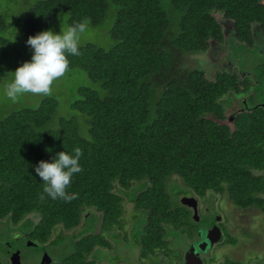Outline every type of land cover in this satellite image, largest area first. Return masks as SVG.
Listing matches in <instances>:
<instances>
[{
    "label": "trees",
    "instance_id": "1",
    "mask_svg": "<svg viewBox=\"0 0 264 264\" xmlns=\"http://www.w3.org/2000/svg\"><path fill=\"white\" fill-rule=\"evenodd\" d=\"M60 12L68 13L67 26L86 20L98 28L111 16L106 32L114 44L84 42L79 56L67 57L68 71L83 77L70 102L82 122L58 117L51 96L0 118V218L21 226L38 219L29 233L36 242L60 226L53 243L73 244L60 264H94L86 257L112 247L108 237L119 235L126 202L135 211L131 225L141 217L143 259L165 251L168 234L191 232L190 211L177 198L182 187L264 208V99L248 105L239 98L250 90L247 77L218 70L210 79L188 59L223 45L225 28L264 53V0H36L26 34L55 30ZM6 28L0 11V47ZM74 147L82 170L66 191L76 198L51 199L32 166ZM81 222L79 234L64 233Z\"/></svg>",
    "mask_w": 264,
    "mask_h": 264
},
{
    "label": "rangeland",
    "instance_id": "2",
    "mask_svg": "<svg viewBox=\"0 0 264 264\" xmlns=\"http://www.w3.org/2000/svg\"><path fill=\"white\" fill-rule=\"evenodd\" d=\"M36 0H0V11L5 14L6 19V32H4V36L8 38V43L4 47H0V58L2 60V75L0 76V118L13 111L15 109L29 106L36 107L41 98L45 96L33 95V94H24L22 97L18 99L17 102L12 103L6 97L3 96V89L11 81L12 71L15 68L24 62L25 60H29L31 56V49L25 43L27 37L29 35L26 34L24 24L25 18L27 16L28 8L32 6V4ZM110 15V14H109ZM68 13L60 12L58 14L57 25L54 26V32H59L60 29H64L67 27L66 19ZM219 18V15H216ZM112 17L104 20L105 24L101 27H93L89 26L87 31L83 34L81 38V43L84 42H92L98 46H101L105 49L111 47L114 44V40H112L106 30H109ZM221 20V19H220ZM214 50L209 48V52L207 53H197L188 56L189 65L192 67L200 68L205 71V74L208 78L212 79L214 74L218 70H228L235 71L239 74V76L247 77L248 84H252L250 90L245 95L246 103L251 105L252 101L260 102L264 99V53L258 50L259 47L255 46L253 48H248L247 45L243 43H239L233 37V34L229 31V29L225 28V39L223 45H213ZM212 47V48H213ZM78 69L67 71L65 75L58 80L53 82L52 91L48 96L54 97L57 100V114L58 117H72L76 116L80 122L83 121V117L74 109L70 107V102L75 97L76 88L83 83V77L78 74ZM213 75V76H212ZM252 81V82H251ZM252 94H255L254 96ZM239 98H244V94L240 95ZM252 97V98H250ZM256 97V98H255ZM238 98H230L227 101L228 108H234L237 104ZM259 99V100H257ZM264 104V100H262ZM240 106V102L239 105ZM173 179V178H172ZM178 186L181 185V180L176 179ZM172 181V180H171ZM179 198V196L177 197ZM226 196L219 202L218 205L210 203L207 206L209 209L202 212L201 220L204 226L207 223H210L212 220L211 211L212 209L220 207L222 210L223 206L226 202ZM225 200V201H224ZM228 200V199H227ZM230 210L233 206L227 203ZM125 213H124V224L123 231H128L126 237L123 236H115L113 238L112 247L109 249L95 251L92 255L96 258L97 261H103L109 264H161V261L156 259V255L149 258H139V245L137 244L138 234L137 231H141L140 222L141 217L138 215L135 218L134 225L131 227V217L130 214L134 211L133 205L130 202H126L125 205ZM218 210V209H215ZM225 214H228V218L230 215V211L226 208L222 210ZM92 212L91 209H87L83 213V217L88 213ZM257 211L252 210L249 214V218L253 220L255 223L256 220L260 219L261 215L256 217ZM256 217V218H254ZM235 219H241L240 210L238 213L235 212ZM216 219V218H215ZM32 225L36 222L35 218H31ZM28 222L25 225H0V260L2 263L7 261V256L5 249L7 246L2 243L5 241L9 243L12 248L17 247V249L21 250V254H19L20 258L18 259V264H39V259L41 256V246L34 247L33 245L25 241L22 237L26 231H29L31 228V224ZM125 222V223H124ZM82 222L79 226L76 227L75 231H72L74 234H79V229L82 228ZM131 227V228H130ZM130 228V229H129ZM99 229H97L98 231ZM264 231V230H263ZM121 235H124V232L121 231ZM264 235V233H263ZM240 236V234H238ZM140 237V235H139ZM181 236L179 235H171V242L168 245V248L171 249V254L177 253V250L181 248ZM238 242V241H237ZM244 242L237 243L236 249L240 252H244V256L249 254H254L256 250L248 246L245 249ZM72 239L66 238L58 244H51L46 246V251L55 259L61 260L65 255L71 252L72 249ZM180 246V247H179ZM264 250V247L262 248ZM227 251L228 254L234 252V247L228 246L223 248L222 250H216V254L223 253ZM246 252V253H245ZM160 258L166 259V255L159 254ZM153 258V259H152ZM181 256H179V259ZM137 259V262H136ZM150 259V261H148ZM118 261V262H117Z\"/></svg>",
    "mask_w": 264,
    "mask_h": 264
},
{
    "label": "flooded vegetation",
    "instance_id": "3",
    "mask_svg": "<svg viewBox=\"0 0 264 264\" xmlns=\"http://www.w3.org/2000/svg\"><path fill=\"white\" fill-rule=\"evenodd\" d=\"M246 94L247 92L244 93L243 102H245ZM182 189L185 190L184 187H182ZM183 190L179 193L178 200L180 202H183L181 205L185 206L190 211L191 219L194 222L193 226L191 227V232L188 233V231L190 230L189 229L182 235H179L181 236L180 246H182L179 250H177V253L172 252L171 254V249L167 246V249L165 251L158 248L155 249L154 255H150L148 256V258L156 255L155 258L157 260L159 259L161 261V264H264V250L262 249L264 247V208H257L255 206L241 208L239 206L233 205L226 199V206L224 205L223 209L226 208L228 211H230L229 218L228 214H225L222 211L223 209L220 210L221 208L218 207L215 208L218 210H210L212 221L204 226L203 224H201L202 221H200V216L202 212L205 211V207L206 210H208L209 208L207 206H209L210 203L218 205L225 196L212 191L206 192L204 195H198L193 191ZM227 203L233 206L231 210L229 207H227ZM239 210L241 213L240 220L234 218L235 212L238 213ZM252 210L257 211L256 217L261 215L260 219H254L256 220L255 223L252 219L249 218ZM37 221L38 219H36V222ZM6 224L15 226L12 222H9L7 218H0V225ZM32 227L33 225L31 226V228H29V231H26L24 233L22 239L24 238L25 241H28L31 246L33 245L34 247H37L38 245L42 247L39 264H60L62 260L53 258L45 250L46 246H49L51 244H58L53 243L55 237L53 235H56L57 232H60V226L52 230V235L46 241L38 242L32 240L29 237V233L32 230ZM123 228L124 225L121 229H116L119 237H126V235L128 234L129 230L123 231ZM121 231L124 232V235H121ZM64 233L69 236L72 235L71 230H67ZM238 234H240V236H238ZM171 235L173 236L176 234H168V236L165 238L167 240V245H169L171 242ZM108 239L112 244L113 239H111L110 237H108ZM239 242H244V244H246L245 249L250 246L251 248H254L256 252L254 254H247L244 256V252H240L238 249H236V247H238L237 243ZM2 243L7 246V249H5L4 251L6 252L7 261L5 263H2V261L0 260V264H18V259L21 256H19V254H21V250L17 249V247L12 248V246L5 241H2ZM228 246L234 247L233 253L231 252L230 254H228L227 251H224L220 254L215 253L216 250L220 251ZM104 249H109V247H101V250ZM95 251L96 250H93L92 253H90L86 257V261L92 260L94 261V264H109L103 261H97L96 258H94L92 255ZM69 254H71V252H69L67 255ZM159 254L166 255V259L160 258ZM67 255H65V257H67ZM179 256H181L180 259ZM138 257L141 258L140 251ZM148 261H150V259H148Z\"/></svg>",
    "mask_w": 264,
    "mask_h": 264
},
{
    "label": "clouds",
    "instance_id": "4",
    "mask_svg": "<svg viewBox=\"0 0 264 264\" xmlns=\"http://www.w3.org/2000/svg\"><path fill=\"white\" fill-rule=\"evenodd\" d=\"M87 28L88 22L85 20L68 25L59 32L44 29L28 36L25 43L31 49L30 59L12 71L11 81L3 89V96L12 103L24 94L48 96L53 82L69 70L67 57L80 55L81 38ZM81 155V149L74 147L70 152H56L50 160H39L32 166L36 176L43 182V192L48 197L65 202L76 198L75 193L68 194L66 189L73 175L82 170L79 163Z\"/></svg>",
    "mask_w": 264,
    "mask_h": 264
},
{
    "label": "water",
    "instance_id": "5",
    "mask_svg": "<svg viewBox=\"0 0 264 264\" xmlns=\"http://www.w3.org/2000/svg\"><path fill=\"white\" fill-rule=\"evenodd\" d=\"M263 105V104H262Z\"/></svg>",
    "mask_w": 264,
    "mask_h": 264
}]
</instances>
